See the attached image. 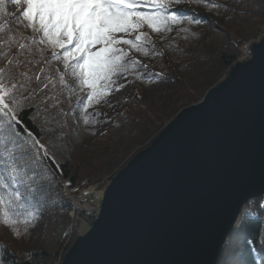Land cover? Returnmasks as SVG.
Masks as SVG:
<instances>
[{"label": "trees", "instance_id": "obj_1", "mask_svg": "<svg viewBox=\"0 0 264 264\" xmlns=\"http://www.w3.org/2000/svg\"><path fill=\"white\" fill-rule=\"evenodd\" d=\"M186 2L197 7L201 13L208 11L215 17H221L222 23L231 30L230 39L217 30L216 37L204 36L198 28L204 23L201 16H193L189 11H171L173 5ZM12 5L19 15L20 9L11 0H5L7 14L0 18V23L6 24L0 37L3 41L0 43V53H7L6 59L0 55V67L7 68L9 61L16 57L23 64L17 71H26L27 76L32 78L29 90L18 97L21 108L17 113L20 123L15 126V131L19 133L16 141L24 146L26 156H32L34 150L30 142L26 143L28 133H31L32 138L49 150L56 163L53 165L59 166L71 185L78 190L85 179L89 182L88 187L103 181H106V186L109 185L136 154L151 145L181 110L201 102L211 88L227 77L233 66L241 61L245 48L264 37V0L172 2L165 15L175 14L179 22L170 21L167 28H161L158 32L146 28L147 39L142 44V51L126 45L137 53L138 58L130 60L127 71L113 79H125L126 83L138 89L151 77L164 79L176 75L185 81L179 84L175 94L164 97L153 106L140 104L133 99L132 103L124 102L120 111L107 115L102 105L114 84L105 90L99 102H89V90L80 86L79 79L72 74V67H65L63 50L34 44L31 30L24 28L22 18L19 16V21L13 18ZM165 30L167 35L159 36ZM14 37L18 43L13 42L9 49L7 42ZM153 41L157 42L155 53L160 55L158 57L153 55L154 48L146 51ZM20 44L27 47L23 54L18 55ZM53 51L63 59V70L56 65L59 58L52 55ZM147 56L157 74H151L142 65L141 61L146 60L143 57ZM67 63L71 65L73 62ZM168 64L172 68H168ZM37 76L39 80L35 79ZM32 89H36L34 94ZM129 125L134 126L133 133L123 147L113 151L117 130ZM98 126H105V130L99 138L94 139L93 145L85 146L93 159L88 163V170H84L78 162L79 151L75 142H79L87 132L96 134ZM12 135L7 127L0 128V137ZM108 148V153L102 155ZM31 169L23 177L24 183L10 185L11 191L20 192V203L24 207L9 209L10 219L16 221L15 224L5 223V218L0 216V264H62L70 249V246H64L72 231L69 204L60 196L54 177L43 165L40 156L35 158ZM0 175H6L3 164H0ZM29 212L49 216L52 239L34 249L17 252L7 235V226L18 225L29 217ZM74 228L73 239L78 236L79 226L75 225ZM218 264H264V197L253 199L244 206Z\"/></svg>", "mask_w": 264, "mask_h": 264}, {"label": "water", "instance_id": "obj_2", "mask_svg": "<svg viewBox=\"0 0 264 264\" xmlns=\"http://www.w3.org/2000/svg\"><path fill=\"white\" fill-rule=\"evenodd\" d=\"M250 52L118 172L62 264L219 263L264 197V37Z\"/></svg>", "mask_w": 264, "mask_h": 264}, {"label": "snow or ice", "instance_id": "obj_3", "mask_svg": "<svg viewBox=\"0 0 264 264\" xmlns=\"http://www.w3.org/2000/svg\"><path fill=\"white\" fill-rule=\"evenodd\" d=\"M172 2L179 3V0H11L20 9L24 28L31 30L34 44L63 50L65 67H72L80 86L89 90V102H99L105 90L115 83L113 78L127 71L130 57L123 45L142 51L147 39L145 28L158 32L167 28L170 21L179 22L175 14L165 15ZM4 6L5 0H0V18L7 14ZM5 27L6 24L0 23V37ZM13 42L18 43V40L14 37L8 41L9 49ZM26 47L20 44L18 55L23 54ZM0 55L7 58V53ZM52 55L57 56V53L53 51ZM68 61L73 63L69 65ZM22 67L16 57L9 61L7 68L0 67V128L7 127L13 133L0 137V164L4 165L6 173L0 175V189L5 190L0 191V216L5 218V223L12 224L16 221L10 219L9 209L24 205L20 203V192L11 191L10 185L24 183L23 177L32 170L35 158L47 155L46 151L41 152L44 146L32 138L31 133L26 143L30 142L34 150L32 156H26L24 146L16 141L19 133L15 126L20 123L17 113L21 108L18 97L29 90L32 79L26 71H17ZM32 91L34 94L36 89Z\"/></svg>", "mask_w": 264, "mask_h": 264}, {"label": "rangeland", "instance_id": "obj_4", "mask_svg": "<svg viewBox=\"0 0 264 264\" xmlns=\"http://www.w3.org/2000/svg\"><path fill=\"white\" fill-rule=\"evenodd\" d=\"M257 1V0H256ZM12 9H13V18L15 20H21L18 12L16 9H14V6L12 5ZM172 12H182V11H189L191 14H193V16L195 15H199L201 16V19L204 20V23L199 25V31L204 35V36H214L216 37V30L219 33H223L226 37V39H230V34H231V30L229 27L225 26L222 23L221 17L208 12V11H202L203 13L200 12V10L195 7V6H190V4L188 2L186 3H181L180 5H173ZM177 11V12H176ZM194 29H197V27H194ZM146 28L143 30L145 32ZM196 31V30H195ZM167 35L166 30L165 31H161L159 36H165ZM128 38V37H125ZM225 40V39H224ZM157 45L156 41H153L152 44H149V49L146 48V51L149 50L151 48L153 49V55H155L156 57L160 56L159 54L155 53V47ZM124 51L126 53H128L130 60H135L138 58L137 53L134 52L133 50L129 49L126 45L122 46ZM251 47L252 45L248 46L247 48H245L243 51V56L241 58V60H248L251 57ZM146 60H142V65L148 70V72H150L151 74H157L156 69L154 68V66L151 64V59H148L147 57H143ZM245 58V59H244ZM165 59V58H164ZM166 61V59H165ZM164 63V62H163ZM167 63V61H166ZM56 65L63 70L64 69V62L62 58H59L56 61ZM169 65V64H168ZM168 68H172L170 65ZM185 81L184 78H181L179 76L176 75H170L167 78L164 79H160V78H155V77H151L147 80L144 81V84L141 86L140 89L136 88L135 86H133L132 84H128L126 83L127 80L122 79V78H117L115 80L113 89L111 91V93L108 95L107 99L105 102H103V111L106 112V114H114L115 112H118L122 109V107H124V102L126 101H130V103H132V100L135 99L138 102H140V104H149L151 106H153L155 103L160 102L159 100L163 99L164 97H167L168 95H173L175 94L176 90L179 88V84L181 82ZM72 84L75 86V80L72 79ZM97 133L93 134V133H89L87 132L86 135L82 136L79 139V142H75V147L78 149L79 151V157H78V162L82 165V167L84 168V170H88L89 165L88 163L93 159L92 155H90L87 150L85 149V146H91L94 144V139L95 138H99L104 130H105V126H98V128L96 129ZM134 131V126L133 125H129V126H125L122 127L121 129L117 130L116 136H117V142L116 144L113 146V151L114 150H119L121 147L124 146L125 142L128 140L129 136L133 133ZM109 151V148L104 150L102 155L107 154ZM111 152V151H110ZM44 165V163H43ZM45 166V165H44ZM46 167V166H45ZM47 168V167H46ZM48 169V168H47ZM51 173V172H50ZM53 176V175H52ZM54 177V176H53ZM64 177L66 179H68L65 175ZM55 180V178H54ZM69 180V179H68ZM86 181V183L84 184L83 182ZM56 182V180H55ZM106 181L100 182L99 184H97L94 187H88L89 186V182L87 179L83 180L81 182V189H76L75 187H73L71 185L70 182V191L74 190V192H76V197L78 196H85L87 197V199L93 203L94 205L101 204L102 198H103V194H104V190L106 189ZM58 188V186H57ZM60 196L63 198L60 190L58 189ZM64 201H66L63 198ZM67 202V201H66ZM70 209V207H69ZM69 212V211H68ZM68 216L70 218L71 221V234L68 236V238H66L64 246H72L74 244V242L76 241V239L80 236L85 234L89 228L88 226H85L79 219H72L68 213ZM88 218V217H87ZM49 223H50V218L48 215L46 214H40L39 212L33 213L32 216H29L27 218H25V220H23L22 222L18 223V225H10L7 226V235L9 237V240H11L10 242L12 243L14 249L17 252H22V251H26L28 249H34L35 247H37L39 244L45 243V242H50L52 239V234L50 232V227H49ZM75 225H78L79 228L77 230V234L78 236L76 238L73 239V232L75 230ZM74 228V229H73ZM68 252V251H67Z\"/></svg>", "mask_w": 264, "mask_h": 264}, {"label": "built area", "instance_id": "obj_5", "mask_svg": "<svg viewBox=\"0 0 264 264\" xmlns=\"http://www.w3.org/2000/svg\"><path fill=\"white\" fill-rule=\"evenodd\" d=\"M44 151H46L47 155L45 156L42 154L40 156L41 161L54 176L58 189L60 190L63 198L69 204L70 209L68 213L70 217L72 219H79L85 226L90 227L100 212L99 204L94 205L87 199V197L83 196V194L82 196L76 197L77 193L74 192V190L70 191V181L64 177L60 167L53 165L55 161L49 150L44 147V149H41V152L43 153ZM83 183L85 184L86 181Z\"/></svg>", "mask_w": 264, "mask_h": 264}, {"label": "bare ground", "instance_id": "obj_6", "mask_svg": "<svg viewBox=\"0 0 264 264\" xmlns=\"http://www.w3.org/2000/svg\"><path fill=\"white\" fill-rule=\"evenodd\" d=\"M241 61H245V60H241ZM241 61H239V62H241Z\"/></svg>", "mask_w": 264, "mask_h": 264}]
</instances>
